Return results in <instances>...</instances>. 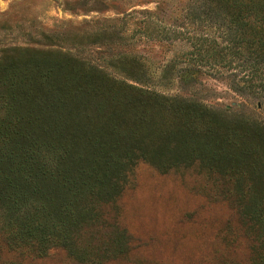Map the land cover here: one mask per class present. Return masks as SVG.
<instances>
[{
    "label": "rangeland",
    "instance_id": "1",
    "mask_svg": "<svg viewBox=\"0 0 264 264\" xmlns=\"http://www.w3.org/2000/svg\"><path fill=\"white\" fill-rule=\"evenodd\" d=\"M184 2L0 0V55L27 46L69 51L86 66L216 115L206 116L215 125L208 131H188L183 125L191 116L183 114L147 118L155 125L137 132L111 199L97 201L99 218L86 227L98 253L116 251L115 258L103 255L102 264H249L264 251L235 196L242 192L244 203L264 197V101L229 84H264V66L235 54L258 35L243 30L230 43L204 18L185 17ZM121 67L140 69V83ZM124 106L108 100L97 115L88 98L92 118L84 121L126 130L137 119ZM9 260L28 264L0 246V263ZM35 264L83 263L55 249Z\"/></svg>",
    "mask_w": 264,
    "mask_h": 264
},
{
    "label": "trees",
    "instance_id": "2",
    "mask_svg": "<svg viewBox=\"0 0 264 264\" xmlns=\"http://www.w3.org/2000/svg\"><path fill=\"white\" fill-rule=\"evenodd\" d=\"M184 3L185 17L204 18L230 43L241 31L252 30L258 37L247 43V51L234 52L248 56L246 61L252 60L254 68L264 66V0ZM120 70L140 83V69ZM229 84L235 92L246 90L264 101V84L257 88ZM88 98L95 100L97 115L103 113L105 101L125 102L137 121L126 130L105 121L87 124L84 120L92 118ZM213 111L116 79L84 65L69 51L29 46L5 49L0 55V246L20 254L28 264L55 249L83 264H102L103 255L108 254L107 258H115V250L103 247L98 253L100 248L88 243L86 227L99 218L97 201L111 199L115 179L135 149L132 140L137 132L155 125L147 120L154 114L191 116L190 123L183 125L188 131L213 130L215 125L206 117L216 116ZM235 196L240 215L264 243V197L252 196L244 203L242 192L236 190ZM249 264H264V251Z\"/></svg>",
    "mask_w": 264,
    "mask_h": 264
}]
</instances>
